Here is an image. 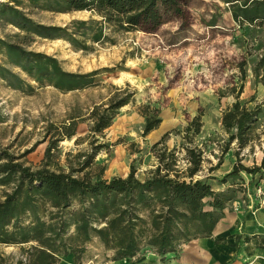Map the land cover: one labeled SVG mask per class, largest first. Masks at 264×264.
I'll list each match as a JSON object with an SVG mask.
<instances>
[{"label": "trees", "instance_id": "trees-1", "mask_svg": "<svg viewBox=\"0 0 264 264\" xmlns=\"http://www.w3.org/2000/svg\"><path fill=\"white\" fill-rule=\"evenodd\" d=\"M190 0H8L0 3V22L19 31L15 40L42 38L62 40L76 52L90 53L95 46L113 42L112 35L130 32L154 33L170 17H183ZM227 5L233 21L239 25L257 24L264 28V0H218ZM53 14L86 12V20H72L67 25L45 26L33 21L21 8ZM23 34V35H20ZM0 79L13 90L32 92L6 67L20 70L38 88L52 87L61 94L82 91L96 86V71L86 74L66 72L53 56L28 51L18 41L0 38ZM255 81L264 84V52L252 69ZM128 104V95L109 99L94 106L84 121L88 129L89 150L85 154H66L64 166L51 162V151L60 141L76 135V119L54 129L44 153L42 164L32 169L13 155L0 149V187L10 188L0 201V244L28 245L21 249L24 262L19 264H59L61 256H72L79 263V254L86 244L96 239L114 257L110 261L135 259L146 253L160 258L178 256L189 242L210 237L223 217L227 205L245 194L246 188L257 189L264 180V155L259 165L245 167L239 152L254 141L253 129L259 110H247L236 102L221 117V126L228 134L223 152L235 142L236 164L220 181L250 175L244 184H230L215 191L207 181L195 179L203 162L199 149H185L186 166L179 169L173 151L159 150L157 164L143 180L130 168L125 178L105 180L103 168L94 163L103 145L97 144L117 112ZM145 137L160 124L158 110L142 112ZM200 117L185 128L188 138L199 134ZM262 136L264 133L261 134ZM168 137L153 146L163 145ZM79 139L75 141L78 143ZM222 152V153H223ZM264 153V152H263ZM238 184V183H237ZM264 194V187L260 188ZM73 232L68 234L69 227ZM217 242V241H216ZM1 264V263H0Z\"/></svg>", "mask_w": 264, "mask_h": 264}, {"label": "rangeland", "instance_id": "rangeland-1", "mask_svg": "<svg viewBox=\"0 0 264 264\" xmlns=\"http://www.w3.org/2000/svg\"><path fill=\"white\" fill-rule=\"evenodd\" d=\"M21 10L45 26L63 27L72 20L89 18L86 12L53 14L25 5ZM184 11L183 17H170L152 34H115L113 42L95 46L90 53L76 52L62 40H15L13 36L19 31L0 22L1 39L18 41L28 51L53 56L66 72L98 73L94 78L96 86L61 94L49 86L38 88L20 70L6 65L34 90L22 93L0 79V149L26 166L38 168L54 129L67 124L71 117H79L76 135L60 141L51 151V162L64 166L66 154H85L89 150L86 138L90 123L84 120L93 107L107 104L114 96L128 95V104L117 112L95 144L103 145L94 161L103 168V179L125 178L133 168L135 177L143 180L156 166V155L163 147L174 152L179 169H183L185 149L191 147L199 149L203 159L195 179L207 181L215 191L234 183L246 186L251 177L243 172V183L237 178L220 183L236 164L237 150L232 142L223 152L228 134L221 126V117L236 99L249 111L259 110L254 141L239 152L245 167L259 165L264 155V84L255 81L252 69L264 52V28L235 23L227 5L218 0H190ZM0 64H6L2 56ZM147 107L158 110L160 124L143 137L142 112ZM198 116L200 132L194 137L189 133L192 143L188 144L184 130ZM166 134L164 144L153 149ZM262 187L260 182L257 189L246 188L245 194L238 193L228 209L237 201L247 203L254 197L258 200L257 190ZM9 191L0 187V201ZM72 232L70 226L68 234ZM28 247L29 244H0V263L19 264L20 259L24 262L21 249ZM83 249L78 255L80 264H106L114 257L96 239ZM59 264H74L72 256H61Z\"/></svg>", "mask_w": 264, "mask_h": 264}, {"label": "crops", "instance_id": "crops-1", "mask_svg": "<svg viewBox=\"0 0 264 264\" xmlns=\"http://www.w3.org/2000/svg\"><path fill=\"white\" fill-rule=\"evenodd\" d=\"M257 205L254 197L227 206L211 236L184 245L178 256L146 253L106 264H264V205Z\"/></svg>", "mask_w": 264, "mask_h": 264}, {"label": "built area", "instance_id": "built-area-1", "mask_svg": "<svg viewBox=\"0 0 264 264\" xmlns=\"http://www.w3.org/2000/svg\"><path fill=\"white\" fill-rule=\"evenodd\" d=\"M257 192H258V205L257 206H262L264 205V194L261 192V189H258Z\"/></svg>", "mask_w": 264, "mask_h": 264}]
</instances>
